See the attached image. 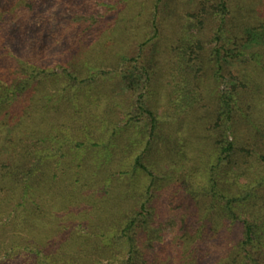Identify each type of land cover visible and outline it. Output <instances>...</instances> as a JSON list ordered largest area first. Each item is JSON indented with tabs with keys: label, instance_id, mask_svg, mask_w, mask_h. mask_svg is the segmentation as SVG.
I'll use <instances>...</instances> for the list:
<instances>
[{
	"label": "rangeland",
	"instance_id": "obj_1",
	"mask_svg": "<svg viewBox=\"0 0 264 264\" xmlns=\"http://www.w3.org/2000/svg\"><path fill=\"white\" fill-rule=\"evenodd\" d=\"M19 3L35 0H0V25L21 14ZM41 5L38 15L46 17L44 29L57 40L55 51L67 43L63 51L71 58L66 70L55 69L59 76L40 83L43 89L9 132L6 155L14 151L19 157L29 146L31 163H43L37 178L31 177L27 203L25 181L16 183L17 214L31 217L35 226L44 222L45 236L38 239L43 244L61 227L71 231L83 224L96 232L104 219L118 223L105 225L113 240L115 229L146 203L139 219L146 216V242L155 244L162 263L179 264L186 247L189 264H226L232 216L220 197L209 208L216 199L204 186L211 187V179L226 181L264 220V0H42ZM246 25L255 30L247 33ZM0 30L5 31L0 49L9 41L21 45L14 39L22 30ZM197 38L202 48L185 51L187 39ZM245 81L252 89L248 99L258 96L260 113L248 121L240 116L239 133L224 135L220 108L245 91ZM226 136L251 149L239 155L237 182L225 162L212 169L215 141ZM9 179L2 183L0 177V187L11 190L4 186ZM149 212L154 216L147 217ZM91 221L98 227L91 228ZM5 222L11 231L12 217ZM182 235L189 246H180Z\"/></svg>",
	"mask_w": 264,
	"mask_h": 264
},
{
	"label": "trees",
	"instance_id": "obj_2",
	"mask_svg": "<svg viewBox=\"0 0 264 264\" xmlns=\"http://www.w3.org/2000/svg\"><path fill=\"white\" fill-rule=\"evenodd\" d=\"M41 3L42 0H35V5L28 6L19 3L17 8L21 14L17 18L13 16L3 19V23L0 25L4 27V30L16 27L18 31H23L20 39H14V41H20L22 47L9 41V44L6 43L1 47L2 50L0 49V158L10 161L6 164L2 160L0 161V177L3 183V180L9 176L10 179L6 180L4 186L11 188V190H6L5 187H0V264H172L171 262L162 263L161 258L157 255L155 244L151 241L150 243L146 242V229L142 227L146 221V216L143 220L139 219V216L144 217V213H146L144 211L145 208L147 209L146 203L141 205L142 209L137 215L129 217L128 222L122 225L120 229H115L117 234L113 237V240H108L109 236L107 235L109 232L106 230L111 226L110 223L114 221L104 219L101 221L102 225L98 230L99 233L98 231H88L83 224L75 225L80 229L71 231L68 227H61L57 229L55 238L43 244L38 239L45 236L44 222L41 221L35 226L32 224L31 217L17 214L13 204V199L17 193L16 183L25 181V191L22 194L24 202L19 203H27L28 191L32 189L31 177L37 178L39 175L37 170L41 165L43 166V163L40 161L37 165L31 163L29 157L32 156V148H29V146H26L27 151L19 157L16 156L17 153L14 151L6 155L5 152L10 149L7 141L9 132L17 127L19 124L17 122H22L17 116L20 111L31 107L34 97L43 89L40 83H44L51 76H59L60 73H55V69L66 70L69 67L70 63L68 62L71 58L68 50L67 53L63 51V49L69 47L66 45L67 43L58 45L59 48L55 51L54 46H56L57 40L54 38L52 41L49 38L47 31L44 29L47 27L46 17H43V19L39 18L38 15L42 14V12L39 13ZM43 3L45 2L43 1ZM244 30L251 34V30H255V28L246 25ZM4 32L1 33L0 30L2 39ZM262 33L260 31V34ZM233 39L235 42L236 36L232 37L231 41ZM186 43L187 46L184 50L187 52L189 50L193 51V47L196 51H199L197 46L199 48L203 46L199 38L196 40L187 39ZM73 56L72 58H74ZM79 56H82V54ZM195 57L198 60L200 59L198 55ZM243 85L245 91L243 93L236 92L235 95L229 97L226 103L224 102L226 106L220 108V117L224 122L225 120L227 122L226 125H222L226 126L224 135L229 131L233 135L239 133L241 129V122L238 121L241 120L240 116L246 117L244 120L248 121L252 118L255 119V115L260 113L258 110H261V106L254 103L258 96L256 99L253 97V100L252 98L248 99V94L252 89H249L247 81ZM149 114L153 120L152 126L155 127L156 116L152 111H149ZM263 117L264 114H262ZM249 123L253 124L254 122L249 121ZM215 126L222 127L219 124ZM215 143L214 152L218 158L217 166L212 167V169L214 170V168L221 165L223 167L222 163L225 162L229 171L235 170L236 174L233 180L237 182L239 167L236 168V166L238 165L239 155L243 151L251 152V149L242 146L237 142V139L228 140L227 136L225 140L222 138L216 139ZM252 153L254 154V152ZM15 157H17L16 160ZM137 163L140 164L141 168L145 167L144 164L140 163L139 158H137L136 165ZM199 167L207 168L206 165H200ZM197 171L200 173L207 172L206 169L199 168ZM47 174L48 172L45 173V175ZM209 181H213V184L209 188L205 185V191L212 193L216 199L209 208L214 209L216 205H219L220 201L218 199L220 197L225 202L224 208L227 209L228 217L229 215L232 216V225L227 226V228L233 231V234H229V239L224 245L227 253L226 264H264V220L258 219L259 216L252 211V205L249 206L247 196L231 190V184L226 186V181L222 185L214 179ZM59 196L61 197V195ZM59 202L58 199L55 204L58 205ZM152 214L154 213H147V217ZM11 217L15 223L12 224L13 229L9 231L6 228L5 221H8ZM149 220L147 221L148 224L150 223ZM116 224L118 223H113L111 227L115 228L114 225ZM95 225L91 221L89 226L91 228L98 227V225ZM105 225L109 227H105ZM96 235L104 237L103 239L107 240V243L101 245ZM81 240H83V243L79 249L76 243ZM116 240L121 244L119 245ZM187 243H189L188 237L182 235L180 246H189L186 245ZM186 250L185 247L182 255L184 258L179 264L191 263V260L187 259L189 251Z\"/></svg>",
	"mask_w": 264,
	"mask_h": 264
}]
</instances>
